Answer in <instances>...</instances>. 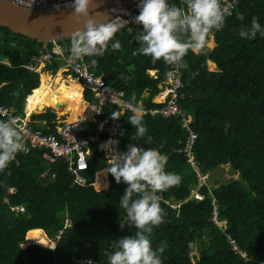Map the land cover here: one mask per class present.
<instances>
[{
  "label": "trees",
  "instance_id": "16d2710c",
  "mask_svg": "<svg viewBox=\"0 0 264 264\" xmlns=\"http://www.w3.org/2000/svg\"><path fill=\"white\" fill-rule=\"evenodd\" d=\"M174 3L184 6L183 0ZM253 17L264 24V0H240L223 28L214 32V49L189 51L180 68L184 90L179 106L191 116L189 128L197 135L191 153L197 171L208 174L206 184L198 188L201 199L191 197L198 177L184 152L187 133L179 116L143 117L144 138H121L128 145L160 150L168 157L165 170L181 176L178 185L158 193L163 220L153 227L151 241L153 247L167 242L163 264H264V37L247 40L238 36L239 29ZM141 30L137 24L131 32L119 30L103 56H84V63L109 89L123 91L127 99L142 101L146 108L169 65L133 55ZM116 40L121 47L112 50ZM42 50V44L0 28V106L23 114L25 99L39 83L38 75L25 65ZM58 67L53 62L46 70L55 73ZM150 71L155 75H149ZM84 97L88 103L93 99L86 89ZM101 118L109 116L104 113L86 120L84 133L95 132ZM32 120L34 129L55 132L52 110L33 115ZM148 136L151 142L145 144ZM105 139L103 136L90 147L88 170L83 173L87 184L106 166L104 152L99 150ZM41 155L36 149L19 152L0 171V264H75L79 259L107 264L113 241L136 231L125 226L117 232L118 223L125 218L118 203L126 185L116 184L110 177L108 189L99 191L108 186L104 170L96 177L97 191L75 185L62 159L50 165ZM224 166L237 179L215 180L213 173ZM171 204H180V208L172 209ZM214 205L218 219L226 221L225 232L211 221ZM34 229L42 230L55 248L34 243L24 246L26 234Z\"/></svg>",
  "mask_w": 264,
  "mask_h": 264
},
{
  "label": "clouds",
  "instance_id": "9594fccd",
  "mask_svg": "<svg viewBox=\"0 0 264 264\" xmlns=\"http://www.w3.org/2000/svg\"><path fill=\"white\" fill-rule=\"evenodd\" d=\"M174 1L138 0V15L133 19L135 24L142 26V30L139 31L140 34L136 37L135 42L138 48L133 55L139 54L147 56L151 58L153 63L162 61L165 65L173 66L178 70L185 66L183 58L189 51L194 52L199 50L198 52H204L206 50L204 45L208 33L213 31V38L214 32L223 28L226 17L231 16L236 9L231 14L226 13L222 8V2L220 0H183V7L177 6ZM91 3L92 0H71L72 14L78 20L79 18L84 19L83 27L75 33L72 41L55 43L59 44L62 49L65 44L72 43L71 53L75 59H80L84 56H103L109 48V42L113 40V37L123 24L127 23L119 17L97 23L89 15V6ZM117 20L123 23L118 24L116 22ZM257 35L264 37V24H261L257 17H253L249 25L241 27L238 31V36L241 39L254 40ZM48 47L47 49H49ZM120 47L121 45L118 40L111 43L112 50H119ZM45 50L40 51V53ZM57 71L52 74L55 75ZM33 73L38 75L39 80L40 75L43 74L42 71ZM148 73L151 76L155 75L154 71ZM62 77L66 76L61 74ZM68 78L77 81L73 76ZM80 85L83 89L81 83ZM183 90L181 91L182 98L180 100H183ZM81 94V101L84 106V101L86 102L85 97L83 101L84 92ZM131 101L134 102V100ZM134 103L140 104V107H133L131 113H126L120 117L113 115L111 118L113 120L120 119L128 122L125 123V126L130 124L135 130V136L144 138L147 129L142 118L148 116L141 117L139 115L140 108H145L142 106V101ZM47 109L50 108H45L40 114L44 113ZM50 110L56 115L54 108ZM82 113L77 117H80ZM67 114L61 116L56 115L55 125L57 120L67 121L62 118L67 117ZM85 116L86 120L94 118L90 117L87 113H85ZM185 116L187 118L189 117L190 121H192L191 116ZM124 117H128V120H124ZM30 120L33 125L35 122L32 120V117ZM151 139L148 136L145 144L150 143ZM118 145L119 142L117 140L109 139L99 145V150L106 154L107 167L104 169L106 176L110 175L116 184L123 183L126 185L124 193L118 203L119 209L124 211L125 216L121 224L124 227L134 228L136 231L134 234L113 241L114 249L109 254L107 264H163L161 257L168 247L167 242L161 241L158 246L153 247L151 241L153 227L159 225L163 220V209L160 204L162 199L160 200L161 197L158 193L178 185L181 181V176L165 170L168 157L156 148L148 147L145 149L136 144H129L127 145V150L120 153L118 151ZM24 147L16 119L11 117L0 119V171L7 169L9 164L16 160L17 153L22 151ZM176 205H179L180 208V204ZM19 210L23 211V209ZM219 221L225 222V228L220 229L225 232L227 227L226 221ZM231 244H233L234 249L236 245L233 242ZM85 264H93V261L89 259L85 261Z\"/></svg>",
  "mask_w": 264,
  "mask_h": 264
},
{
  "label": "built area",
  "instance_id": "2783aa9c",
  "mask_svg": "<svg viewBox=\"0 0 264 264\" xmlns=\"http://www.w3.org/2000/svg\"><path fill=\"white\" fill-rule=\"evenodd\" d=\"M6 1L30 10H54L72 6L71 0ZM239 1L240 0H222L221 5L226 13L231 14L236 9ZM137 3L138 0L110 18L115 19L116 17H119L127 22L126 24H123L120 30L125 29L130 32L135 25L133 18L138 15ZM116 22L118 24L123 23L120 20H117ZM212 35L213 31L208 33L204 47L209 41L208 39L212 38ZM53 62H56L59 65V69L62 70V75H65L66 77L73 76L76 78V80L83 86L82 92H84L85 88L93 96L90 103H86L83 96L84 112L82 115L71 121L57 120L54 133H44L40 130L34 129L32 127L30 115L24 111L22 115H18L12 107L0 106V117L4 119L10 117L16 119L18 130L25 146L20 153L27 154L32 149H36L42 152L41 159L50 165L62 159L66 163L67 172L73 177V184L85 186L86 180L83 176V172L88 169L91 145L99 143L103 136H106L105 141L114 139L120 143L119 139L125 134H128L127 127L125 126V123L128 122H124L120 119L113 120L111 118L112 116L109 117V119L101 118L96 126L95 132L85 134V113L90 117L96 118L103 117L104 113H112L111 115L120 117L126 113H131V109L133 107H140V104H135L133 101L127 99L123 91L108 89L101 76H95L86 68L84 57L75 59L73 56H68L59 44L54 43L49 45V49L41 52L33 62L26 65L25 68L33 72H41L46 67L45 65H51ZM158 88V94L151 101L152 106L149 108H140L141 111L139 112V115L141 117L148 116L152 119H167L179 116L181 118V126L187 133L184 152L186 153L188 163H190L195 171H197V165L191 153V148L197 135L189 128L191 122L190 118L185 116L179 106V100L182 98L181 91L184 89L181 69L177 70L173 66H169L167 74ZM119 148L118 145V151ZM45 175L46 174L43 176ZM96 177L97 174L95 175L93 185H95ZM197 177L198 185L191 190V196L196 199H201L198 188L206 184L208 174L201 175L197 171ZM171 207L179 209V205H171ZM123 221L124 219L118 223V232L124 229V226L121 224ZM211 221L216 227L223 229L218 226V223L223 221H219L217 207L215 205ZM234 250H237L236 246H234ZM87 260L89 259L75 260V264H85V261ZM93 264L99 263L93 261Z\"/></svg>",
  "mask_w": 264,
  "mask_h": 264
},
{
  "label": "water",
  "instance_id": "95a60500",
  "mask_svg": "<svg viewBox=\"0 0 264 264\" xmlns=\"http://www.w3.org/2000/svg\"><path fill=\"white\" fill-rule=\"evenodd\" d=\"M135 1L137 0H92L89 15L97 23H101ZM72 11V6L54 10H30L0 0V28L40 43L45 50L49 44L72 41L75 33L82 29L84 19L78 20Z\"/></svg>",
  "mask_w": 264,
  "mask_h": 264
},
{
  "label": "bare ground",
  "instance_id": "6f19581e",
  "mask_svg": "<svg viewBox=\"0 0 264 264\" xmlns=\"http://www.w3.org/2000/svg\"><path fill=\"white\" fill-rule=\"evenodd\" d=\"M40 79L45 82L44 86L32 92L31 95L27 97L24 106L23 111L27 112L30 115V118L36 113V111L43 112L45 107L55 108L60 115L68 112L69 116L78 110L82 99V94L80 95L81 89L77 88L79 85L75 84V86L72 85L68 88L60 86V83L64 82L61 78V72L57 73L52 80V83L50 82V77L48 75H42ZM78 115L79 114L71 117L72 119L67 121L74 120ZM26 238L29 241H36L35 243L38 245L48 244L50 249L55 248V245L46 238L45 234L40 229L29 231L26 234Z\"/></svg>",
  "mask_w": 264,
  "mask_h": 264
},
{
  "label": "rangeland",
  "instance_id": "374dc122",
  "mask_svg": "<svg viewBox=\"0 0 264 264\" xmlns=\"http://www.w3.org/2000/svg\"><path fill=\"white\" fill-rule=\"evenodd\" d=\"M71 46H72V45L68 44V48H69L68 53H69V54H72V53H71ZM214 47H215V46H214V41H213V38H212L211 40H209V41L207 42V44H206V46H205V49L212 50V49H214ZM66 48H67V47H63L64 51H65V50L67 51ZM196 52H197V51H195V53H196ZM207 68H208L209 71H214L213 66L210 65V64H207ZM58 72H62L61 69H59ZM58 72H57V73H58ZM57 73H56L55 75L52 74V80H53L54 77L57 75ZM48 76H49V75H48ZM40 77H41V76H40ZM62 78H63L64 80L66 79V82H61V83H60V86H62V87H64V88H68V87H71V86H72V84H71V82H73V81H71L72 79H70V78H65V77H62ZM50 82H51V81H50ZM44 84H45V82L42 81V80L40 79V83H39L38 87H37L34 91H36L37 89L42 88V87L44 86ZM77 85H78V84H77ZM77 88H80V89H81L80 85L77 86ZM34 91H33V92H34ZM81 100H82V99H81ZM25 103H26V100H25V102H24V106H25ZM45 108L53 109L52 107H45ZM81 108H82V101L80 102V106H79L78 110L75 112V114H76L79 110H81ZM54 109H55V108H54ZM41 112H42V111H36V114H40ZM55 112H56V115L61 116L60 114L57 113L56 109H55ZM82 112H83V111H82ZM66 113H68V112H65L64 114H66ZM64 114H62V115H64ZM75 114L73 113L72 115L74 116ZM33 115H35V114H33ZM72 115L69 116V115L67 114V115H66L67 117H62V118L65 119V120H69L68 116H69V117H73ZM58 116H57V117H58ZM70 119H72V118H70ZM126 150H127V147H125V151H126ZM229 177L234 178V179H237V176H234V175L230 176V175H229V168H228V166H224V167L218 169L216 172L213 173V178H215V180H219V181H220V180H225V179H229ZM210 185L216 187V185H214V184H212V183H210ZM218 226L222 227L223 229L225 228V224H224V222H219V223H218ZM25 240H26V243H25L24 246H27L28 244H32V243L37 244V243H35L36 241H29V240H27L26 237H25ZM43 246L50 248L48 244H47V245H43Z\"/></svg>",
  "mask_w": 264,
  "mask_h": 264
},
{
  "label": "crops",
  "instance_id": "0c3cea01",
  "mask_svg": "<svg viewBox=\"0 0 264 264\" xmlns=\"http://www.w3.org/2000/svg\"><path fill=\"white\" fill-rule=\"evenodd\" d=\"M70 45H72V43H70ZM64 47H67L66 49H67V51L65 50V52H66V54L68 55V56H72V54H69L68 53V50H69V48H68V44H65L64 45ZM46 66V65H45ZM62 71V70H61ZM43 74H41L40 76H44V75H49V77H50V81H51V83H52V72L50 71V70H46V68H44L43 69ZM58 72V71H57ZM65 78H68V77H65ZM64 82H66V79L64 80V79H62ZM73 80V82H76L78 85H80V83L78 82V81H75L74 79H72ZM39 83H40V80H39ZM75 86V85H74ZM158 86H159V84H158ZM158 86H157V88H158ZM80 87H81V85H80ZM81 89H82V87H81ZM81 93H82V91L80 90V95H81ZM143 97H147V94H145ZM82 105H83V103H82ZM83 108H81V110H79L75 115H77V114H81L82 113V111H83V109H84V106H82ZM34 114H36V113H34ZM74 115V116H75ZM109 117H111V116H113V115H111V114H107ZM73 116V115H72ZM77 117V116H76ZM68 118L70 119L71 117H69L68 116ZM125 118V117H124ZM154 119H156V118H154ZM126 120H128V118L126 117ZM43 124H41V125H39V126H42ZM145 125V124H144ZM127 127V130H128V134H125L123 137H126V136H134L135 134H134V132H135V130L133 129V127L129 124V125H127L126 126ZM146 135V134H145ZM122 138V137H121ZM119 139L120 140V143H119V152L120 153H123V152H125V147H127V145H128V143L126 144L125 143V141H122V139ZM105 153H104V159H105V162H106V166L102 169V170H104V169H106V167H107V159H106V157H105ZM102 170H99L98 172H96L94 175H93V181H92V183L91 184H87V182H86V185L85 186H90V187H92L95 191H97L96 190V187H95V185H93V182H94V178H95V175L97 174L98 175V173L100 172V171H102ZM110 175H107V177H106V181H107V183H108V186L105 188V189H101V190H99V191H102V190H106V189H108V187H109V185H110V183H109V179H110ZM85 180H86V178H85ZM103 180V179H102ZM95 183H96V181H95ZM79 186V185H78ZM85 186H81V187H85ZM98 191V192H99ZM122 221V220H121ZM117 232H118V230H117Z\"/></svg>",
  "mask_w": 264,
  "mask_h": 264
}]
</instances>
